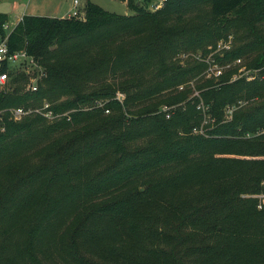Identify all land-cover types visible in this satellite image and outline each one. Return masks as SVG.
<instances>
[{
  "label": "trees",
  "instance_id": "16d2710c",
  "mask_svg": "<svg viewBox=\"0 0 264 264\" xmlns=\"http://www.w3.org/2000/svg\"><path fill=\"white\" fill-rule=\"evenodd\" d=\"M119 1L131 15L88 1L9 36L46 76L0 93V264H264V199L243 197L264 193V135L247 137L264 129V0ZM230 35L217 62L257 79L206 77ZM45 102L56 120L10 112Z\"/></svg>",
  "mask_w": 264,
  "mask_h": 264
},
{
  "label": "built area",
  "instance_id": "2783aa9c",
  "mask_svg": "<svg viewBox=\"0 0 264 264\" xmlns=\"http://www.w3.org/2000/svg\"><path fill=\"white\" fill-rule=\"evenodd\" d=\"M165 0H161V2L157 3L156 5L152 6V10L156 11L163 7ZM74 4V11L72 12V15L70 18H79L82 19L85 17V12L80 11L81 7V0H73ZM23 19V17L20 19V21ZM4 29L7 32V35L3 38L0 37V93H7L11 90V88L14 85H17V82L15 81V76L17 74H24L26 76V83L25 87L26 90L31 93H36L39 91V82L46 76L43 68L38 65L36 60L31 57L26 50H12L9 44V36L13 31V28L7 23L4 26ZM233 48V39L232 36L228 39L221 40L217 44L216 52L217 54H220L221 56L224 55V52L231 51ZM201 59V56H199ZM206 63L208 64V68L205 72V75L207 78H220L224 75V73L231 69L232 67H238L237 74L234 75L233 80H237L240 77H245L248 81H253L259 77L260 70L259 69H249L244 64V61L242 58H239L235 60L233 63L221 65L217 62L215 55L211 54L207 58L204 59ZM18 64V65H17ZM190 84L194 85V82H191ZM184 86L180 87V90H183ZM199 93L196 92V95ZM119 99L123 100L122 94H119ZM103 102L97 101L96 107H103ZM242 103H240V106ZM238 106L233 105L229 106L226 109V119L231 120L233 117L234 112L237 110ZM173 107L165 106L163 107V112L166 113L167 118H170L172 116L171 110ZM198 109L201 110L202 113L208 115V107H206L204 104H200L198 106ZM13 118L16 121H21L25 117L30 115H39L45 118L46 120L53 121L56 120L60 115H57L54 110L52 109V105L49 102H45L42 105L36 106V107H30V108H14L10 110ZM109 113V111H106ZM206 123H210L209 116H205ZM196 133L204 134L203 128H196ZM264 135V129L258 130L253 136L252 134H248L247 137L251 138L254 136ZM262 186H264V182L262 183ZM249 195H247L248 197ZM255 198H260L261 200L264 199V193L260 195H251ZM263 205L262 203L259 204V208L262 209Z\"/></svg>",
  "mask_w": 264,
  "mask_h": 264
},
{
  "label": "rangeland",
  "instance_id": "374dc122",
  "mask_svg": "<svg viewBox=\"0 0 264 264\" xmlns=\"http://www.w3.org/2000/svg\"><path fill=\"white\" fill-rule=\"evenodd\" d=\"M13 1H19V0H4V1L0 2V11H8L9 12V10L11 8V4L13 3ZM72 1L73 0H22V3L20 2L19 5H21V8L23 6V9H24L25 4L27 3V5H28L27 8H29V11H30L29 13H37L39 15L44 14V15L51 16L54 13H58L57 12L58 9L63 8V5L65 8H69ZM82 1L84 3L88 2V0H81V7H82V4L84 5V3H82ZM91 1L94 3H98L105 10L110 11V12H114V13H117L120 15H131L132 14V12L127 8L126 4L124 2L119 1V0H91ZM159 2H161V0H153L152 6L156 5ZM80 11L85 12V9L82 10V8H81ZM56 15H54V16H56ZM58 16L59 17L62 16V13L59 14ZM81 18H83V16H81ZM263 27H264V25H263ZM230 36H232L233 44L235 46L237 44V40L235 38V35H230ZM230 36L228 38H230ZM240 44L241 43H239V45ZM212 54H214L215 56L220 55V54H217L216 50ZM243 61H244V64L247 66V64L245 63V60H243ZM247 68H249V67L247 66ZM249 69H254V68H249ZM248 195L249 196L247 197V194H244L243 197L246 199L253 198L251 196V194H248ZM258 199H260V198H258ZM258 208H259V204H258Z\"/></svg>",
  "mask_w": 264,
  "mask_h": 264
},
{
  "label": "crops",
  "instance_id": "0c3cea01",
  "mask_svg": "<svg viewBox=\"0 0 264 264\" xmlns=\"http://www.w3.org/2000/svg\"><path fill=\"white\" fill-rule=\"evenodd\" d=\"M4 0H0V2H2ZM88 1H91V0H88ZM22 3V0H19V1H13V3L11 4V8L8 11H0L2 13H6L8 16H9V25L14 28L15 26H17V24L19 23L20 19L22 17H25L26 15H34V16H42V17H51V18H68L72 15V12L74 11V4H73V1L71 2V5L69 8H65L64 5H63V8H59L58 9V13H54L53 15L51 16H48V15H39L37 13H29V8L27 3L25 4L24 6V9H23V6L21 8V5H19V3ZM82 3H84L82 1ZM87 3V2H86ZM86 3H84V5L82 4V10L85 9V6H86ZM65 4V3H64ZM98 4V3H97ZM62 13V16H58L59 14ZM57 14V15H56ZM56 15V16H54Z\"/></svg>",
  "mask_w": 264,
  "mask_h": 264
},
{
  "label": "bare ground",
  "instance_id": "6f19581e",
  "mask_svg": "<svg viewBox=\"0 0 264 264\" xmlns=\"http://www.w3.org/2000/svg\"><path fill=\"white\" fill-rule=\"evenodd\" d=\"M80 9H81V7H80ZM68 18H70V17H68ZM20 22V21H19Z\"/></svg>",
  "mask_w": 264,
  "mask_h": 264
},
{
  "label": "water",
  "instance_id": "95a60500",
  "mask_svg": "<svg viewBox=\"0 0 264 264\" xmlns=\"http://www.w3.org/2000/svg\"><path fill=\"white\" fill-rule=\"evenodd\" d=\"M144 190V189H143Z\"/></svg>",
  "mask_w": 264,
  "mask_h": 264
}]
</instances>
